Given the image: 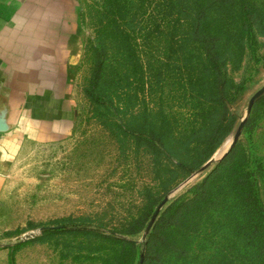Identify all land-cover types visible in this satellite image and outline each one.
Instances as JSON below:
<instances>
[{
	"label": "rangeland",
	"instance_id": "rangeland-1",
	"mask_svg": "<svg viewBox=\"0 0 264 264\" xmlns=\"http://www.w3.org/2000/svg\"><path fill=\"white\" fill-rule=\"evenodd\" d=\"M60 1L49 52L59 59L56 97L49 99L54 106L45 113L36 109L29 118L64 127L55 135L23 137L2 170L0 264H9L11 256L14 264H139L140 259L142 264H264V94L254 102L235 146L221 158L249 98L264 85V0H249L259 9L261 33L248 36L240 61L230 68L234 84L245 87L241 94L214 109L202 106L200 117L192 119L191 102L181 100L173 85L163 87L172 90L170 119H190L184 136L197 139L184 157L188 171L149 147L151 126L158 127L161 108L168 118V105L158 99L156 83L157 108L149 114L150 72L143 76L136 67L138 74L132 75L120 30L125 26L137 40L144 34L139 23L149 25L147 17L155 15L162 35L154 32L153 48L159 49L171 32L181 31L187 13L210 3L207 12L216 17L218 7L212 0H117L122 7L115 6L117 29L114 0ZM98 61L101 79L93 91ZM152 67L160 71L156 63ZM225 106L236 121L205 160L206 139L226 115ZM6 122L12 121L1 116L6 129L0 132L8 129ZM206 161L210 165L200 170ZM240 172L247 186L235 180ZM192 199L183 210L174 209ZM246 206L260 209L249 222Z\"/></svg>",
	"mask_w": 264,
	"mask_h": 264
},
{
	"label": "trees",
	"instance_id": "trees-1",
	"mask_svg": "<svg viewBox=\"0 0 264 264\" xmlns=\"http://www.w3.org/2000/svg\"><path fill=\"white\" fill-rule=\"evenodd\" d=\"M205 1L198 0L196 4H201ZM212 3L213 6L216 5L219 9V12L217 11L218 16H209L207 11L211 8L210 3L197 7L192 16L187 13L186 17L183 18L181 31H178V33L176 31L171 32L165 46L162 47L158 44L159 49L153 48L154 32L157 35H162L159 30L161 25L155 21V15L154 17L151 16L152 20H154L153 23L150 24L151 17H147L149 25H143L144 23L140 22L139 26H137L140 32H144V34L137 37L138 42L129 35V30L125 26L120 30L121 43L126 53L125 60L134 67L132 75L136 76L138 74L136 67L143 76L146 73L144 71L150 72L148 81H145L151 101L148 108L149 114L157 108L154 106L155 92L158 91L154 89L156 83L161 85L158 99L168 105L166 110L168 118L163 113L164 109L161 108L160 110L158 108L159 124L157 128L154 125L151 126V132L148 134L149 147L153 148L155 154L159 152L165 154L169 161L174 160L176 167L182 170L187 168V171L189 169L188 163L184 159L186 150L188 148L191 149L192 143L197 142V139L184 136L183 132H190L187 129L192 125L189 121L190 119H182L181 121L170 119L172 114L169 110V99L172 90L165 92L163 90L164 85H173L179 92L181 100H187V103L191 102L193 106L189 107V116L190 118L193 117L192 119L195 116L200 117L199 109L202 106L214 109L218 105L224 104L227 100H234L245 90V87L234 84L230 68L240 61L238 59L241 58L245 50L248 36L254 33H261L259 32L261 29V26L259 27L260 18L256 13L259 9L256 4L249 0H212ZM115 6L118 9L122 7L117 3V0H114V23L116 26L118 24H116L115 15L117 12H115ZM120 19L121 17L119 16ZM152 24L155 25V28L150 31L147 30V26L152 27ZM176 24H179L178 20H175ZM117 27L119 25L115 28ZM177 27L179 26L175 28ZM153 63L159 66V72L156 70L152 72ZM102 66V61L96 62L92 75L93 91H96L101 79ZM147 67L148 69H146ZM166 78L172 80L167 81ZM202 111L204 113L203 109ZM225 112L226 115L219 122L218 127L212 130L206 139L208 142L204 150H207V154L206 151L203 152V154H206L205 160L218 148L224 137L231 132L236 121L234 115L227 110L226 106ZM242 175L240 172L235 176V180H242L239 184L247 186V178H243ZM245 194L251 196L255 204L258 203L255 195L248 192H245ZM193 200L189 202L182 201L174 209L181 211L188 204L194 202ZM246 207L244 208V218L248 222L254 214H260L258 207ZM261 225L264 229V225ZM9 264H14V256L10 257Z\"/></svg>",
	"mask_w": 264,
	"mask_h": 264
},
{
	"label": "crops",
	"instance_id": "crops-1",
	"mask_svg": "<svg viewBox=\"0 0 264 264\" xmlns=\"http://www.w3.org/2000/svg\"><path fill=\"white\" fill-rule=\"evenodd\" d=\"M61 2L0 0V117L12 121L0 132V175L23 137L63 130L64 125L29 118L36 109L45 113L54 106L49 99L56 97L54 67L59 59L49 52L56 39L54 24L63 9Z\"/></svg>",
	"mask_w": 264,
	"mask_h": 264
},
{
	"label": "water",
	"instance_id": "water-1",
	"mask_svg": "<svg viewBox=\"0 0 264 264\" xmlns=\"http://www.w3.org/2000/svg\"><path fill=\"white\" fill-rule=\"evenodd\" d=\"M263 94H264V85H262L260 88H258V89H257V90L251 95V97L249 98V100H248V104H247V108H246V114H245L244 118H242V119L240 120V122L238 123L237 128H236V130H235V132H234V134H233L232 141H231V143H230V145H229V148H228V150H227L226 152H224V153L222 154L221 158L224 157V156H225V155H226V154H227V153H228V152H229V151L235 146V144L237 143L238 138H239L240 135H241V132H242L243 126H244V124H245V122H246V119H247L248 115H249L250 112H251V109H252V106H253L254 102H255L260 96H262ZM5 129H6V125H4V123H1V124H0V131L5 130ZM221 158H220V159H221ZM209 165H210V161H206V162L200 167V170H204V169L207 168ZM166 200H167V198H164V199H163V200L157 205V207H156L154 213H153L152 216L150 217V219H149V221H148V223H147V225H146V227H145V229H144V233H145V234L150 230V228H151V226H152V224H153L155 218H156L157 215H158V212H159L161 206L166 202ZM139 264H142V259H140V263H139Z\"/></svg>",
	"mask_w": 264,
	"mask_h": 264
},
{
	"label": "bare ground",
	"instance_id": "bare-ground-1",
	"mask_svg": "<svg viewBox=\"0 0 264 264\" xmlns=\"http://www.w3.org/2000/svg\"><path fill=\"white\" fill-rule=\"evenodd\" d=\"M215 157V156H214ZM216 158V157H215Z\"/></svg>",
	"mask_w": 264,
	"mask_h": 264
}]
</instances>
